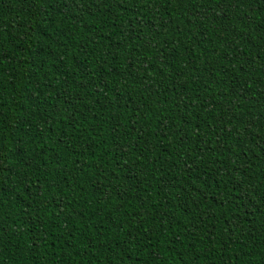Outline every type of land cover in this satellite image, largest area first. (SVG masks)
Listing matches in <instances>:
<instances>
[{"label": "trees", "instance_id": "trees-1", "mask_svg": "<svg viewBox=\"0 0 264 264\" xmlns=\"http://www.w3.org/2000/svg\"><path fill=\"white\" fill-rule=\"evenodd\" d=\"M0 264H264V0H0Z\"/></svg>", "mask_w": 264, "mask_h": 264}]
</instances>
